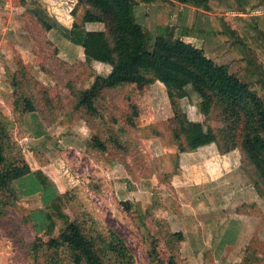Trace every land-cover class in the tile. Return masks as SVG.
<instances>
[{
  "label": "rangeland",
  "instance_id": "374dc122",
  "mask_svg": "<svg viewBox=\"0 0 264 264\" xmlns=\"http://www.w3.org/2000/svg\"><path fill=\"white\" fill-rule=\"evenodd\" d=\"M40 11L64 27L104 29L82 21L78 0H0V133L10 160L43 171L86 234L112 233L123 242L127 258L106 250L105 264H264V185L254 166L240 142L226 153L216 138L180 149L168 89L182 117L207 131L225 127L221 110L202 114L194 92L174 88L179 78L171 70L164 82L104 89L91 109L77 106L78 93L110 66L86 56L58 28L43 29ZM133 14L151 42L165 34L201 47L264 96L263 79L253 80L225 41L199 30L201 19L188 8L139 5ZM247 41L250 55L264 61L256 44L264 45V32ZM42 207L40 194L19 193L4 208L0 264H72L69 250L46 249L47 238L35 232L29 213Z\"/></svg>",
  "mask_w": 264,
  "mask_h": 264
},
{
  "label": "trees",
  "instance_id": "16d2710c",
  "mask_svg": "<svg viewBox=\"0 0 264 264\" xmlns=\"http://www.w3.org/2000/svg\"><path fill=\"white\" fill-rule=\"evenodd\" d=\"M179 1L182 4L201 7L204 0H78L85 5L84 23L98 22L102 30H86L83 27H64L50 23L44 12H39L37 21L45 30L58 28L71 43L83 48V53L110 66L106 75H96L90 87L77 95V106L91 109L93 101L104 90L118 86L165 81V71H173L179 78L175 89L189 88L200 99L202 114L209 115L214 107L221 110L226 125L214 132L204 129L198 121H187L182 117L177 101L168 89L174 117L171 120L172 136L180 149L194 147L216 138L224 153L235 149L240 142L245 157L254 166L264 185V96H259L249 84L231 73L227 65L219 64L198 48L181 38L158 34L153 41L143 26L136 21L133 9L139 5H165ZM246 6L248 4H245ZM257 7L264 6V1ZM221 20V19H219ZM236 28L226 25L222 18L217 35L245 67L255 81H264V61L250 55L247 38L253 30L262 26L264 14L248 18L239 17ZM255 41V38H252ZM264 55V45L256 43ZM250 51V52H249ZM154 77L149 79L146 73ZM26 111L33 112L32 101L24 100ZM241 125V134L235 130ZM38 135V132H37ZM3 134L0 133V215L7 205H13L19 193L24 196L40 194L43 207L29 213V220L46 249L60 247L71 252L72 264H105L103 256L112 251L114 255L127 258L129 252L114 234L106 236L86 234L76 220L65 212L63 195L41 170L32 171L24 161L10 160L6 155ZM94 143L104 148L98 141ZM57 231V235H54ZM38 239L41 243V240ZM38 242V243H39ZM110 254V253H109ZM39 263L36 255L32 256ZM108 257V256H107Z\"/></svg>",
  "mask_w": 264,
  "mask_h": 264
},
{
  "label": "crops",
  "instance_id": "0c3cea01",
  "mask_svg": "<svg viewBox=\"0 0 264 264\" xmlns=\"http://www.w3.org/2000/svg\"><path fill=\"white\" fill-rule=\"evenodd\" d=\"M204 6L194 7L180 3L179 1H174L183 7L188 8L191 14L195 17H199L200 27L199 30H205L212 34L217 35L218 31L216 28L221 23L222 18L226 25L236 28L234 26L236 19L239 17L248 18L253 16H259L264 14L263 12H255L256 10H261L264 6L257 7L258 3H262L264 0H204ZM245 4H248L247 6ZM221 19V20H219ZM259 30L263 31V28L259 26ZM256 31V30H253ZM252 31V32H253ZM220 41H223L217 35ZM81 47V46H80ZM197 47V46H196ZM201 48V47H198Z\"/></svg>",
  "mask_w": 264,
  "mask_h": 264
},
{
  "label": "built area",
  "instance_id": "2783aa9c",
  "mask_svg": "<svg viewBox=\"0 0 264 264\" xmlns=\"http://www.w3.org/2000/svg\"><path fill=\"white\" fill-rule=\"evenodd\" d=\"M255 12H263L264 13V8L261 10H256Z\"/></svg>",
  "mask_w": 264,
  "mask_h": 264
}]
</instances>
